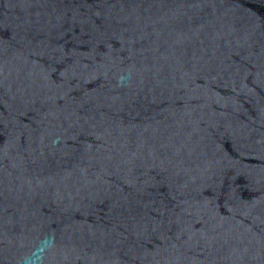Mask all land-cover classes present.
<instances>
[{"label":"water","instance_id":"95a60500","mask_svg":"<svg viewBox=\"0 0 264 264\" xmlns=\"http://www.w3.org/2000/svg\"><path fill=\"white\" fill-rule=\"evenodd\" d=\"M264 128V0H0V264H150Z\"/></svg>","mask_w":264,"mask_h":264}]
</instances>
